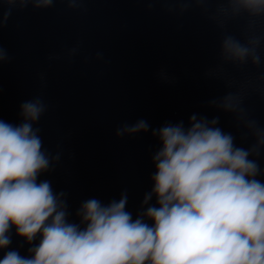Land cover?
Masks as SVG:
<instances>
[{
  "label": "clouds",
  "instance_id": "9594fccd",
  "mask_svg": "<svg viewBox=\"0 0 264 264\" xmlns=\"http://www.w3.org/2000/svg\"><path fill=\"white\" fill-rule=\"evenodd\" d=\"M65 3L85 10L88 0H0V29L12 9L34 10ZM174 4L164 11L183 16L193 10L218 29L217 62L206 78L224 83L226 93L208 101L234 117L247 148L237 146L232 133L218 127L220 117L193 114L183 121L153 129L161 147L153 155L156 171L136 218L126 210L128 196L103 204L96 198L81 203L70 222L66 193L38 180L54 169L60 153L48 152L40 128L47 111L37 96L20 105L21 123L0 119V264H264V175L258 158L264 154V124L248 104L264 99V0H145ZM233 25L238 31H233ZM82 42L68 50L80 55ZM52 53L48 60H60ZM12 57L0 44V66ZM91 56H84L89 62ZM96 60H102L100 52ZM141 119L118 127L116 135L147 132ZM155 197V204L150 201ZM146 206V207H144ZM146 221H151L148 223ZM29 245L28 255L10 249V232ZM39 237V242H33Z\"/></svg>",
  "mask_w": 264,
  "mask_h": 264
}]
</instances>
